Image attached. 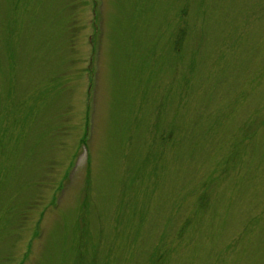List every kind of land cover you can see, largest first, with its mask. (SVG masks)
Returning a JSON list of instances; mask_svg holds the SVG:
<instances>
[{
  "label": "rangeland",
  "instance_id": "374dc122",
  "mask_svg": "<svg viewBox=\"0 0 264 264\" xmlns=\"http://www.w3.org/2000/svg\"><path fill=\"white\" fill-rule=\"evenodd\" d=\"M79 215L78 264H264V0H0V264Z\"/></svg>",
  "mask_w": 264,
  "mask_h": 264
},
{
  "label": "trees",
  "instance_id": "16d2710c",
  "mask_svg": "<svg viewBox=\"0 0 264 264\" xmlns=\"http://www.w3.org/2000/svg\"><path fill=\"white\" fill-rule=\"evenodd\" d=\"M180 35L181 33L178 34V36ZM179 46L180 44L177 40L176 47L179 48ZM175 52L179 55L181 52V48L176 49ZM83 143H85V141H83ZM77 224V226L79 227V234L76 238V263L78 264L81 261L90 258V254L93 257L98 249H94V245L91 243L90 227L92 228V226L89 219H85L83 215H79Z\"/></svg>",
  "mask_w": 264,
  "mask_h": 264
}]
</instances>
